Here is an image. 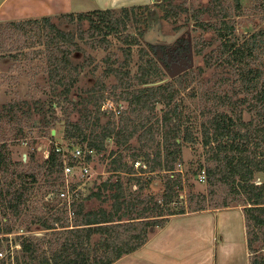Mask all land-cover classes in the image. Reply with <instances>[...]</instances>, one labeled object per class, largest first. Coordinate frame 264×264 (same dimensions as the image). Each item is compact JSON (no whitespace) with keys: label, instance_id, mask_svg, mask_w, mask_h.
I'll return each instance as SVG.
<instances>
[{"label":"trees","instance_id":"obj_1","mask_svg":"<svg viewBox=\"0 0 264 264\" xmlns=\"http://www.w3.org/2000/svg\"><path fill=\"white\" fill-rule=\"evenodd\" d=\"M233 1L237 8L241 7V0ZM210 2L207 10L209 13L223 5L222 0ZM179 5L172 0H164L158 6L160 18L164 21L179 19L182 14ZM137 10L143 11L139 15ZM153 10L150 6H144L125 9L119 17L112 10L67 16L70 21L77 18L79 21L88 22V30L83 31L79 39L102 42L107 44V49L113 44L110 38L114 37L129 45L124 49V65L116 67V61L114 64L110 62L105 71L106 76L115 74L119 77L122 89L120 99L128 103V108L120 112L117 120L111 119L112 121H108L103 127L100 126V118L106 113L102 110V103L106 99L104 94L85 97L84 102H77L69 97L78 85L82 71V66L73 62V55L82 51L76 35L59 29L48 17L11 23L15 29L21 30H24L26 25L40 26L39 24L43 23L46 26V44L50 48L48 86L51 87L54 96L49 102V111L54 113L56 107H62L60 99H66L71 104L73 109L65 118L64 140L70 144L67 148L74 146L75 149L76 146H80L86 152V163L92 161L93 155L90 151L106 150L107 141L113 139L118 149L112 151L110 155L113 159L111 171L118 176L96 185L97 189H93L86 198L80 196L75 200L72 207L74 224H70L66 217L69 214L68 205L63 202L61 209L66 220L62 221L63 230H56L55 224L40 218L39 226L52 230V239L41 242L39 237L20 235L18 240L21 249L15 251V256L9 254L0 258V264H115L142 248L149 240L152 229L163 226L171 216L187 213V207L177 208L180 203L174 206L173 204L184 188L183 175L178 171V165L182 163L183 142L195 144L194 142L198 141L194 132V122L189 119L186 98L183 97L189 86L187 76L190 71L178 75L173 82H163L164 62L181 68L185 65L184 61L168 55H165L164 60L157 59L141 46L142 42L137 36L123 34L131 18L148 24ZM218 17L223 18L219 26L212 22L199 24L202 29L213 30L221 43L220 55L217 58L206 55L205 66L212 67V61L216 58V64L220 62L224 67L232 68L237 78L232 81L230 90L222 97L218 98L217 95L210 97L220 101L218 102L220 106L230 105V112L213 109L203 112L207 117L211 115L200 125L202 144L209 149L206 158L209 163L205 169L206 179L214 188L218 182L226 185L229 188L228 194L232 196L231 201L241 200L240 202L245 205L248 237L251 232L255 235L254 241L248 239V243L249 248L254 250V243L258 241L261 233L264 235V183L255 182L257 174H264V71L259 66H252L250 60L264 40H260L259 34L255 33L250 41L241 42L234 34V25L225 18L227 12L219 14ZM144 38L157 54L158 47L165 43L151 37L150 32H147ZM206 43L209 47L214 45L213 39L206 42L204 40L203 45ZM198 44L199 42H195L196 55L202 53ZM134 47H137L140 53L141 63L137 73L132 76L130 66ZM109 61L107 58L106 62ZM133 81L137 83L136 86ZM158 82L163 83L157 85ZM101 89H105L103 83ZM46 102L47 100L44 104ZM31 104L42 103L39 100L33 103L24 102L23 107L17 102H12L0 110V123L8 119L7 123L15 126L13 142L26 139L32 127L36 126L39 132L44 134L49 127V121L34 119ZM158 104L163 105L160 117L157 113ZM75 111L80 113L81 117L74 121L70 117ZM244 113L250 116L248 121L243 117ZM51 133L50 129L49 134ZM158 135L161 136V140L157 139ZM135 137L143 142L142 147L147 151L143 153L141 150L131 148ZM8 146L10 144L7 140L0 145V170L3 169L5 173L9 168L18 166L28 169L35 154L28 155L26 161L22 157L21 161L13 162ZM58 146L60 145L53 144L48 158L43 160L47 176L51 177L47 178V182L52 187H64L63 178L57 185L56 182L64 175L65 163L71 166L79 164L72 155L57 152ZM121 147L133 150L130 152L131 163L127 161V155L118 152ZM137 161H142L147 169L135 168ZM203 168V164H200L197 173ZM25 171L17 173L14 170L12 179L4 180V188L0 189L2 217L8 216L9 212L19 216L23 206L29 201L27 195L33 186L31 183L36 182V177ZM122 173L128 175L126 183L122 181L120 176ZM55 174L57 176L53 178ZM145 174L162 175L163 190L160 196L144 194L148 185L153 182L142 180ZM133 185H136V190H132ZM61 191L63 189L59 187L49 191L47 196L56 195L49 201L58 200ZM91 199L100 200L110 206L86 211L84 201L88 202ZM206 200L205 195L190 192L187 196L190 212L206 210ZM224 205L230 206L228 201H225ZM70 226L72 227L67 229ZM12 230L8 223L3 225L0 223V235H9ZM4 241L8 242V237L0 238V249ZM45 243L48 245L45 246ZM250 264H264V256L257 254Z\"/></svg>","mask_w":264,"mask_h":264},{"label":"rangeland","instance_id":"obj_2","mask_svg":"<svg viewBox=\"0 0 264 264\" xmlns=\"http://www.w3.org/2000/svg\"><path fill=\"white\" fill-rule=\"evenodd\" d=\"M163 2L164 0H72L71 11H68L66 7H60L59 5L56 8H62L63 10L65 9V11L62 10L63 12L55 17L43 16L32 19L41 20L46 17L50 18L59 29L76 35L77 42L82 47V51L73 55V62L75 64H80L82 66V71L80 74V81L69 97L73 98L74 101L84 102L83 99L85 97L104 94L106 99L102 103V107L106 106L109 110L113 108L122 112L128 108V103L120 99L122 89L120 88L119 77L115 74L106 76L105 71L110 62L114 64L116 61V67L124 65V49L129 45L114 37L110 38L113 44L107 49V44L102 42L95 43L92 41L93 39H86L85 41L79 39L80 34L83 31L88 30V22L79 21L77 18L70 21L67 16L70 14L77 15L79 13H88L97 10H112L114 14L119 17L125 9H130L132 7L144 8V6L152 7L154 10L149 17L148 24L142 21H137L135 18H131L128 22L127 30L123 32V34L137 36L142 42L141 46L147 49L149 53L157 59L160 58V60H164L165 55H168L169 57L179 58V60L184 61L185 65L182 66L187 68L186 71L188 70L190 73L187 76L189 86L183 93V97L186 98L189 108V119L194 122V132L198 138V141L194 142L195 144L183 142L182 163L181 165H178V171L183 175L182 179L184 181V188L180 191V197L175 198L173 206L176 203H180L177 208L185 206L187 207V213H195L190 212L187 203V196L191 192V194L205 195L207 198L206 210L199 212L210 211L217 215L235 212L232 213L233 216H238L237 212L244 210L245 205L240 202L241 200H237V202L231 201L230 197L232 196L228 194L229 188H227L226 185L218 182L216 188H214L208 184L207 179L203 182L198 177L202 171H206L205 169L209 165L206 159L209 155V149L202 144L200 125L201 122L207 121L211 115H208L207 117L203 112L208 111V109L230 112V105L220 106L218 105V102L220 101L213 100L210 97H212V95H217L218 98L222 97L223 94L230 90L232 81H235L237 78L235 76L236 73L232 68L228 69L220 65V62L216 64V58L220 55L219 50L221 43L217 39L213 30L208 31L202 29L199 24L212 22L219 26L221 19H223L218 17L219 14L227 12V17L225 18L229 20L230 24L234 25V34L239 37L241 42L250 41L252 35L255 33L259 34L260 40H264V0H241L240 8L236 7V3L233 0H222L223 5L220 8L213 10L214 14L207 11L211 4L210 0H172V2L180 4L179 7L182 12L179 19L175 21H164L160 18L158 6ZM21 11L19 10V13L17 12V16L21 15ZM142 11L143 10H137V13L140 15ZM5 17L7 16L5 15ZM24 20H12L0 16V110L12 102H17L20 106L25 107L24 102L33 103L34 101L39 100L42 104H31L34 119L36 121H49L50 124L46 129L45 134L40 133L35 126L28 131L26 139L13 142L12 140L16 131L15 126L7 123L8 119H5L3 123H0V145L5 140L9 142L10 146H8V150L11 152L13 162L21 161L22 157H24V160L26 161L28 155L31 153L35 154V158L32 161L33 163L28 165V169H26L27 167L24 168L20 166L11 167L6 170L5 173L4 170L1 169L0 189L4 188L5 179H8V181L12 179L11 175L14 170L17 173L23 171L26 172L25 170H27L28 174H34L36 177V182L31 183L33 186L27 195L29 201L23 206L20 215L17 216L12 212H9L6 217L0 215V223H2V225L8 223L9 226L13 228L9 235H0V238L8 237V242L4 241V244L0 249V253L3 254V257L9 254L15 256V251L21 249L18 240V236L20 235L39 237L41 238L39 239L41 242H47L52 239L51 233L53 231L47 230L43 226H39L40 218L43 221L47 220L50 223L55 224L57 227L56 230H63L61 226L66 220L64 219L65 213H62L63 211L61 208L63 207L62 203L64 201L59 197L58 200L53 202L49 201L52 199L46 197L49 191L58 187L63 190L66 187L67 190L68 188H72V186H76L77 188H80L79 196L86 198L91 194L93 189H97L96 185L108 178L115 179L116 176H118L115 172L111 171L113 159L110 155L112 151L118 149L114 140L111 139L107 141L106 150L102 152L93 151L92 161L88 163L91 172L88 178L61 175L62 177L57 180L56 185L58 182H62L63 178V180H65L64 187H52L47 182V178L50 179L51 177L47 176L46 168L43 167V160L48 158L50 147L53 144L68 149L67 147L70 144L64 140V126L65 118L73 107L66 101V99H60L62 100V107H56L54 113L49 111V102L54 96L51 92V87L48 86V76L50 71L48 57L50 48L46 44L47 28L43 23L39 24L40 26L26 25L24 30L18 28L15 29L13 25H11L12 22H20ZM147 32L151 33V37L165 42L158 47V54L151 49L145 40L144 36ZM211 39H213V47H209L207 43L203 45L204 40L206 42ZM195 42H199L198 46L202 50L200 55L195 54ZM206 55L216 57L212 61V67L205 66ZM139 57L140 53L137 47H134L133 59L130 66V74L132 76L137 73L138 66L141 63ZM169 57L168 62H170ZM107 58L110 59L109 62H106ZM250 63L252 66L263 68L264 71V42L260 44V47L256 50L255 56L250 60ZM163 66L165 72L163 81L173 82L175 77H170L169 73L179 71L181 68L167 64V62H164ZM180 74H183V72H180L178 75ZM102 83L105 89H101ZM133 83L135 86L137 85L135 81H133ZM193 94L196 95L193 96ZM233 99L235 100V98ZM45 100H47L46 104H44ZM162 108L163 105H157L158 117L162 115ZM113 113L115 112L111 111V113H104L101 115V127L105 126L108 121H112L113 119L117 120L119 118L120 113H115L114 115ZM80 117V113L75 111L70 118L75 121L79 120ZM243 117L246 121L250 119V116L247 113H244ZM50 129L52 130L51 134H49ZM52 137L54 138L52 139ZM157 139L161 140V136L158 135ZM179 141L182 142L180 139ZM142 145L143 142L140 141L138 137H135L132 140L131 148L141 150L144 153L147 150L142 147ZM78 148H80V146H78ZM73 149L74 146L68 150ZM132 151L133 150H126L124 147H121L118 152L127 155V161L131 163L130 152ZM152 151L153 149H151V152ZM200 164H203L204 168L197 173ZM56 176L57 175L55 174L53 178ZM120 176L122 177V181L126 183L128 175L122 173ZM142 178L144 181H153L148 185L149 187L144 191V194H152L156 197L160 196L163 190L162 175L145 174ZM255 182L257 184L264 183V174H257ZM135 187L136 185H133L132 190H136L137 187ZM225 201H228L230 206H225ZM84 203L86 211L97 209L101 206L107 208L110 206L109 204H103L102 201L96 199H91L88 202L84 201ZM71 213L72 215L67 214L66 217L70 224H74L73 208H71ZM230 217V225L234 228L236 226L237 218H233L231 214ZM71 227L72 226L67 227V229ZM156 229H152L151 235ZM219 230L221 232V228H219ZM216 231H218V229ZM221 234L222 235L219 236V239H224V234ZM254 238L255 235L251 232V235L248 237L249 241H254ZM47 245L48 244L45 243V246ZM255 249L257 251H255ZM239 250L240 248L233 250L231 257V260L233 261V263L231 262L232 264H246V257L242 258L245 254L243 253L242 255ZM249 250L250 263L252 258L257 256V254H259V256H264V235L262 233L261 236H259L258 241L254 243V250H251L250 248ZM0 258L2 257L0 256Z\"/></svg>","mask_w":264,"mask_h":264},{"label":"crops","instance_id":"obj_3","mask_svg":"<svg viewBox=\"0 0 264 264\" xmlns=\"http://www.w3.org/2000/svg\"><path fill=\"white\" fill-rule=\"evenodd\" d=\"M59 5L71 11L72 0H1L0 16L12 20L55 17L65 11L57 9ZM19 10L21 15L17 16ZM232 213L235 212L217 215L204 211L171 216L163 226L155 228L142 248L115 264H232V252L237 248L250 264L244 210L238 211V216ZM230 214L237 218L234 228ZM221 233L224 239H219Z\"/></svg>","mask_w":264,"mask_h":264},{"label":"built area","instance_id":"obj_4","mask_svg":"<svg viewBox=\"0 0 264 264\" xmlns=\"http://www.w3.org/2000/svg\"><path fill=\"white\" fill-rule=\"evenodd\" d=\"M102 110L105 111L106 113H111V111L115 112L116 114H119L120 111H117L116 109L111 108L110 110L106 107L103 106ZM69 149V148H68ZM63 147L58 146L57 147V152H63L64 154H71L73 158L79 161V164L77 166H71L65 163L64 166V175L65 176H80V177H89L90 176V166L88 163H86V152L82 150L81 148L76 147L73 150H68ZM93 155V151H90ZM67 156V155H65ZM143 167L144 169H147V166L142 162V161H137L135 162V168H140ZM201 181H206V171H202L201 174L198 176ZM136 188V187H135ZM80 188H77L76 186H72V188H68L66 190V187L61 193L59 194V198L63 199V201L68 205V212L70 215L71 213V208L73 207V204L76 199H78L79 193H80ZM56 195L54 194H49L47 197L48 198H54ZM0 256L3 257V254L0 253Z\"/></svg>","mask_w":264,"mask_h":264},{"label":"water","instance_id":"obj_5","mask_svg":"<svg viewBox=\"0 0 264 264\" xmlns=\"http://www.w3.org/2000/svg\"><path fill=\"white\" fill-rule=\"evenodd\" d=\"M186 69H187V68H185V67H181V69H180L179 71L169 73V76H170V77H176L180 72L182 73V72L186 71ZM163 82H164V81H163ZM163 82H159V83H157V85H159V84H161V83H163ZM53 133H54V132H53Z\"/></svg>","mask_w":264,"mask_h":264}]
</instances>
